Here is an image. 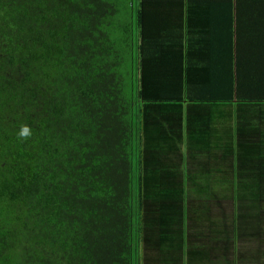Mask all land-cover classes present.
<instances>
[{"label":"trees","instance_id":"trees-1","mask_svg":"<svg viewBox=\"0 0 264 264\" xmlns=\"http://www.w3.org/2000/svg\"><path fill=\"white\" fill-rule=\"evenodd\" d=\"M198 1L0 0V264H264V90L193 68Z\"/></svg>","mask_w":264,"mask_h":264},{"label":"crops","instance_id":"crops-1","mask_svg":"<svg viewBox=\"0 0 264 264\" xmlns=\"http://www.w3.org/2000/svg\"><path fill=\"white\" fill-rule=\"evenodd\" d=\"M209 1L200 0L187 11V27L181 20L191 65L225 73L223 77L232 73V78L244 79L251 95L257 87L264 90V0H233L227 12L225 2L218 1L214 10L217 2Z\"/></svg>","mask_w":264,"mask_h":264},{"label":"clouds","instance_id":"clouds-1","mask_svg":"<svg viewBox=\"0 0 264 264\" xmlns=\"http://www.w3.org/2000/svg\"><path fill=\"white\" fill-rule=\"evenodd\" d=\"M32 136V129L28 125H22L18 132V139L22 142L27 141Z\"/></svg>","mask_w":264,"mask_h":264}]
</instances>
